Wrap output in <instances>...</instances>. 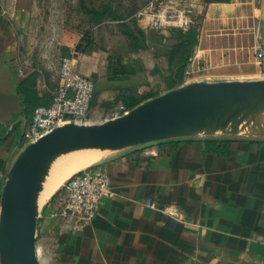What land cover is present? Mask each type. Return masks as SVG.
Masks as SVG:
<instances>
[{
  "label": "crops",
  "instance_id": "0c3cea01",
  "mask_svg": "<svg viewBox=\"0 0 264 264\" xmlns=\"http://www.w3.org/2000/svg\"><path fill=\"white\" fill-rule=\"evenodd\" d=\"M194 5L195 42L182 81L189 68L198 70L190 80L264 77L253 46L264 44V0ZM30 11L21 0L0 1V191L7 164L26 144L33 107L47 103L59 82L61 57L36 58L26 46ZM92 37L76 60L94 81L92 114L117 110L122 97L171 89L168 53L159 55L153 80L147 74L155 61L144 63L142 47ZM208 138L225 140L226 152ZM88 163L109 176L114 194L101 197L92 220L71 231L53 215L61 205L59 179L37 220L36 251L46 264H264V137L171 138L92 154L79 167Z\"/></svg>",
  "mask_w": 264,
  "mask_h": 264
},
{
  "label": "water",
  "instance_id": "95a60500",
  "mask_svg": "<svg viewBox=\"0 0 264 264\" xmlns=\"http://www.w3.org/2000/svg\"><path fill=\"white\" fill-rule=\"evenodd\" d=\"M264 77L192 80L99 122L70 121L26 143L0 191V264H41L36 230L43 180L64 155L214 134L264 137Z\"/></svg>",
  "mask_w": 264,
  "mask_h": 264
},
{
  "label": "rangeland",
  "instance_id": "374dc122",
  "mask_svg": "<svg viewBox=\"0 0 264 264\" xmlns=\"http://www.w3.org/2000/svg\"><path fill=\"white\" fill-rule=\"evenodd\" d=\"M21 1L32 11V13L30 11L31 31L26 46L32 47L30 49H32L31 53L34 57L46 58L59 55L61 57L60 59H62L74 49L81 47L87 40H92L93 32L100 41L102 38L107 37L115 45L121 44L124 46L126 41L129 44L130 42L134 43L123 33L119 25L120 23H125L134 30L135 34H137L138 30H141L146 35V45L142 47L144 51L143 59L144 63L148 66L153 63L152 61H155L154 68L153 66L149 67L150 71L147 74L148 77H153V80H155V77H158L156 73H153L155 66L156 68L158 67L156 61H160V59L164 60L159 55L164 56L169 49L167 46H164L166 38L172 37L176 30H188L191 27V21L194 15L199 13V10H197L198 7L196 8L194 5L196 0ZM93 10L104 11V17L98 22H95L94 19L96 16L92 14ZM140 12L142 13L140 14ZM159 13L160 15H164V17L158 16L157 14ZM55 62L56 60H54ZM146 80L149 82L147 77ZM190 81L192 80H188L186 83ZM180 84H183L182 81ZM118 112H121L119 111V105L117 110H112L111 113L106 111L101 115H94L90 110L88 121L99 122L112 117ZM92 154L93 152L84 153L79 162L65 169L59 176V179H62L59 187L74 172V169L78 168ZM66 156L69 155L66 154ZM55 187L45 192L46 197L50 196ZM44 202H42L40 207ZM37 255L38 259L40 258V263L46 264L41 253L39 252Z\"/></svg>",
  "mask_w": 264,
  "mask_h": 264
},
{
  "label": "built area",
  "instance_id": "2783aa9c",
  "mask_svg": "<svg viewBox=\"0 0 264 264\" xmlns=\"http://www.w3.org/2000/svg\"><path fill=\"white\" fill-rule=\"evenodd\" d=\"M157 15L164 17L160 13ZM253 46L254 57L264 62V44L257 42ZM79 54L80 52L74 49L60 60L58 85L49 103L34 107L22 132L25 143L36 140L58 125L70 121L88 122L94 96V81L76 68ZM189 61H192V57ZM196 71L197 68L186 69L182 83L190 80ZM126 110V107L120 105L121 112L112 117ZM58 190L56 194H59L61 205L53 211V215L66 219L71 231L84 228L95 216L100 198L114 194L109 176L103 171L94 170L93 164L69 175ZM152 204V201H148V205Z\"/></svg>",
  "mask_w": 264,
  "mask_h": 264
},
{
  "label": "trees",
  "instance_id": "16d2710c",
  "mask_svg": "<svg viewBox=\"0 0 264 264\" xmlns=\"http://www.w3.org/2000/svg\"><path fill=\"white\" fill-rule=\"evenodd\" d=\"M212 1H215V0H212ZM219 1H221V0H219ZM92 14H94L96 16V18L94 19L95 22H98L105 15L104 11H98V10H93ZM119 25L122 28L123 33L126 34L128 36V38L134 42V43L130 42L129 45L131 47H143L146 45V36H145L143 31L138 30L137 34H135L134 30L131 29L125 23H120ZM194 36H195L194 30H193V28L190 27L188 30H185V31L180 30V29L176 30L174 35H172V37L168 38L169 43L166 45L169 47L167 53H168V61H169V65H170V70H171V74H170V76H171V88L177 86L182 81L184 70H185L186 64L188 62L190 53L192 51L193 44L195 42ZM91 41L92 40L89 39L85 43L90 44ZM76 50H78L79 52L84 51L83 45L81 47H78ZM155 95L156 94H150V95L144 97L143 99L145 100V99L152 97V96H155ZM142 100L141 99L137 100V99H134L133 97H122V102L127 109L134 107L136 104H138ZM49 101L47 103H49ZM47 103H45V104H47ZM37 105H39V104H37ZM37 105H35V106H37ZM34 107H33V109H34ZM33 109H32V111H33ZM32 111H31V113H32ZM205 141H206V143H214L215 144L214 145L215 151L217 150L219 152H226L225 140H222V139L216 140L213 138H208ZM2 184H3V182H2ZM58 191L59 190H57L56 193Z\"/></svg>",
  "mask_w": 264,
  "mask_h": 264
},
{
  "label": "bare ground",
  "instance_id": "6f19581e",
  "mask_svg": "<svg viewBox=\"0 0 264 264\" xmlns=\"http://www.w3.org/2000/svg\"><path fill=\"white\" fill-rule=\"evenodd\" d=\"M221 3V2H220ZM225 4V3H224ZM217 7V6H216ZM223 8V7H222ZM221 9V8H220ZM261 112L264 114V104L261 106ZM89 122V121H88ZM86 152H93V154H97L99 152H101L98 149H93V150H89V149H82L79 151H74L71 153H68L67 155L69 156H64L61 159L57 160L52 167L50 168V170L48 171V173L46 174L42 186H41V190H40V195H39V205L42 204V202L44 201L45 198V192L48 188H52L55 187L57 184V181L59 179L60 174L67 168L71 167L73 164L79 162V160L83 157V154ZM72 155V156H71ZM93 163H88L82 167L79 168H75L74 172L87 167L89 165H92ZM72 172V171H71ZM70 172V173H71ZM73 172V173H74ZM46 201V200H45Z\"/></svg>",
  "mask_w": 264,
  "mask_h": 264
}]
</instances>
